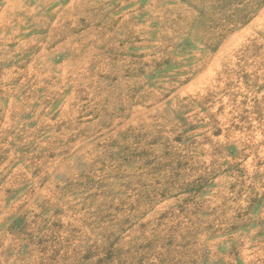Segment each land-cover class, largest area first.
<instances>
[{
  "label": "rangeland",
  "instance_id": "obj_1",
  "mask_svg": "<svg viewBox=\"0 0 264 264\" xmlns=\"http://www.w3.org/2000/svg\"><path fill=\"white\" fill-rule=\"evenodd\" d=\"M0 264H264V0H0Z\"/></svg>",
  "mask_w": 264,
  "mask_h": 264
}]
</instances>
